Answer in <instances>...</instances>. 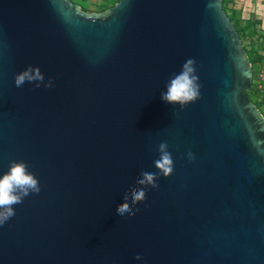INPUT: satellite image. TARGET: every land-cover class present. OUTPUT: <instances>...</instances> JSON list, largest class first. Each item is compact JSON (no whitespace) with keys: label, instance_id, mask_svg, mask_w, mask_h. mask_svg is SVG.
Returning <instances> with one entry per match:
<instances>
[{"label":"water","instance_id":"water-1","mask_svg":"<svg viewBox=\"0 0 264 264\" xmlns=\"http://www.w3.org/2000/svg\"><path fill=\"white\" fill-rule=\"evenodd\" d=\"M188 59L201 98L181 110L161 92ZM29 65L54 86L17 88ZM253 77L224 0H0V176L23 160L41 187L0 227V264H264ZM163 141L173 174L119 216Z\"/></svg>","mask_w":264,"mask_h":264},{"label":"clouds","instance_id":"clouds-1","mask_svg":"<svg viewBox=\"0 0 264 264\" xmlns=\"http://www.w3.org/2000/svg\"><path fill=\"white\" fill-rule=\"evenodd\" d=\"M196 62L193 59L186 60L179 73H174L166 84V91L161 92L162 101L179 105L183 110L188 104L201 98V84L196 74ZM26 82H35V87L41 84L45 88H52L54 82L52 78L45 80L40 68L29 65L25 70L16 74L14 83L17 88L22 87ZM168 143L163 141L158 145L159 158L154 163L156 172L142 171L140 178L137 179V186H129L123 196L124 202L117 205L116 212L119 216L133 217L140 211L138 204L143 203L147 198L148 189H158L157 181L161 176L167 178L174 172V161L172 154L168 150ZM189 161L194 160V154L187 153ZM41 191L40 183L34 173L28 170V165L23 160H10L9 169L0 176V227L15 216L14 205L23 203L25 197L30 194H39ZM130 201V202H129ZM136 260L142 257L137 255Z\"/></svg>","mask_w":264,"mask_h":264},{"label":"rangeland","instance_id":"rangeland-1","mask_svg":"<svg viewBox=\"0 0 264 264\" xmlns=\"http://www.w3.org/2000/svg\"><path fill=\"white\" fill-rule=\"evenodd\" d=\"M115 1L117 0H113ZM225 7L227 14L234 16L239 20L240 26L246 28L242 41L246 51L255 58L249 95L264 114V0H229ZM105 10L107 9L101 7L95 12Z\"/></svg>","mask_w":264,"mask_h":264},{"label":"crops","instance_id":"crops-1","mask_svg":"<svg viewBox=\"0 0 264 264\" xmlns=\"http://www.w3.org/2000/svg\"><path fill=\"white\" fill-rule=\"evenodd\" d=\"M80 5L84 10L95 11L106 5L109 0H72Z\"/></svg>","mask_w":264,"mask_h":264},{"label":"trees","instance_id":"trees-1","mask_svg":"<svg viewBox=\"0 0 264 264\" xmlns=\"http://www.w3.org/2000/svg\"><path fill=\"white\" fill-rule=\"evenodd\" d=\"M110 2H112V3L110 4ZM116 2H118V0L115 1V2H113V0H109V1L106 3L107 6L104 5L103 7L106 8V9H108V8H110L112 5H114ZM228 2H229V0H224V9H225V11H226V9H227V8L225 7V4H227ZM230 18H231L232 21L234 22V24H235V26H236V28H237V30H238V32H239L241 38H243L244 34H246V28L241 27V26H240V23H239V20H237L234 16L230 15ZM245 49H246V48H245ZM247 53H248V55H249V58H250L251 63L254 64V63H255V58H254V57L251 55V53H249L248 51H247ZM258 108H259V107H258Z\"/></svg>","mask_w":264,"mask_h":264}]
</instances>
